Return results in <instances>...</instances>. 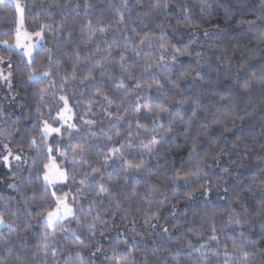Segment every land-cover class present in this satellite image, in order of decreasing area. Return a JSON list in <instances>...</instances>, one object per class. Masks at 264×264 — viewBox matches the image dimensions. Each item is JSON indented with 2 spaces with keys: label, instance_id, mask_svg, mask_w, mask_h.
Returning a JSON list of instances; mask_svg holds the SVG:
<instances>
[{
  "label": "trees",
  "instance_id": "16d2710c",
  "mask_svg": "<svg viewBox=\"0 0 264 264\" xmlns=\"http://www.w3.org/2000/svg\"><path fill=\"white\" fill-rule=\"evenodd\" d=\"M22 1L25 28L41 30L44 42L30 63L0 43V57L11 64L9 91L0 81V157L4 145L22 157L0 175V212L12 225L0 229V264H113L114 248L123 264H264V0H208L204 9L202 0H167V9L165 0ZM16 19L14 6L0 1V41H14ZM146 33L151 42L137 48ZM161 42L169 46L163 61ZM172 45L188 54L174 61ZM121 63L140 89L126 76L127 87L117 86ZM146 63L153 67L145 70ZM32 70L51 76L30 80ZM89 73L94 79H85ZM61 95L71 108L67 124L51 118L64 106ZM104 96L114 101L110 107ZM160 106L168 109L163 127L145 132ZM45 120L60 133L43 136ZM153 139L159 143L150 153L141 141L151 146ZM80 145L83 158L72 152ZM49 146L68 177L57 196L69 193L83 227L72 217L55 229L42 220L54 207L42 178ZM109 147L120 152L107 158ZM141 161L139 171H125ZM85 173L92 175L81 184ZM233 210L250 223L230 225ZM98 212L106 223L90 238L87 224Z\"/></svg>",
  "mask_w": 264,
  "mask_h": 264
},
{
  "label": "snow or ice",
  "instance_id": "6c2138e0",
  "mask_svg": "<svg viewBox=\"0 0 264 264\" xmlns=\"http://www.w3.org/2000/svg\"><path fill=\"white\" fill-rule=\"evenodd\" d=\"M11 3L14 4L15 10L17 13L20 14V23L18 24V26L16 27L15 33H16V47L17 48H23L25 49V55H27L30 60L29 63L31 62V57H32V49L34 47V44H24L22 43V39L23 40H28L31 39L32 36L36 37V44H39L42 40H43V33L40 31H37L35 33L29 34L26 31L22 32L21 28L23 27V19H24V12H25V6H23L20 3V0H10ZM169 7L167 0H165L164 3V8L167 9ZM211 7V4L208 3V0H202L201 2V9L204 8H209ZM183 12L187 13L189 11V9L187 7H183L181 9ZM117 24H122L123 23V17L121 16V18L119 20H117L116 22ZM91 25V21H89V26ZM41 28L44 27L43 24L40 25ZM101 32H105L107 31V29L105 28H101L100 29ZM205 35H207V33H205ZM126 39H130V37H126ZM164 37H161V40H164ZM151 42V37L146 33L144 35V37L139 41V43L136 45L137 48H140L142 46L147 45L148 43ZM0 43H3L5 45H8L9 42L8 41H0ZM112 45H109V48H111ZM159 48L162 50L161 56H160V60L163 61L165 59V52L169 51V46L167 43L161 42L159 44ZM171 52H172V59L175 61L177 56H183L188 54L187 53V49H185L184 51H181L180 48H177L175 45L171 46ZM137 55H139V53H137ZM125 60V58L122 56L121 57V61L123 62ZM4 59L2 57H0V63H3ZM120 67L122 68L123 72H122V76L120 78V80L118 81L117 86L118 87H127V85L125 84V80L124 77L126 76L128 78V80L130 81H134V87L136 89H140L143 84L140 80L136 79L135 77H133L131 75V73L124 68V64L121 63ZM153 67V64L151 63H146L145 64V70L147 69H151ZM9 68H11V64L9 63ZM0 75H2V73H0ZM43 75V76H51V72L50 71H46L43 73H38L35 70H32L29 72L28 74V78L30 80H38V78ZM188 74L185 73L184 76H187ZM197 76L200 75V73H196ZM11 76V72L8 73V76H5L4 79L8 80ZM85 79H94L93 77H91V73H89V75L87 77H85ZM73 81H75V77H73ZM153 82L155 84V87L157 89L163 88V85L160 84V82L158 80H155L153 78ZM144 84H147V87L149 89H151L153 87V83H147V81L143 82ZM63 91V88L61 89ZM43 89H41V92L43 93ZM103 95V94H101ZM43 98V97H42ZM104 99L107 101V104L109 105V107L114 103L113 100H111L110 98H108L107 96H104ZM59 100L63 102L64 107L62 109H60V111H58L56 113L55 116H51V109L49 110V115L51 116V118L57 122H62L64 124H67L68 120H70L72 117L71 115H69L68 113L71 112V108L69 107V99L67 96L65 95H61L59 96ZM137 100H139V97H137ZM91 107V103L89 104V108ZM143 107L147 110V112L152 113L153 109L150 105L148 104H144ZM103 111L105 112V114L109 117L113 116V113L108 111L107 108H104ZM125 112H127V109H124ZM141 111V106L137 105V107L135 108V112L137 114H139ZM168 109L166 107L160 106L159 110L155 113L154 119H153V124L154 127L152 129H147L145 128L144 131L145 132H152L155 133L157 128H162L163 125L161 123H159L160 119H161V114L162 113H167ZM2 114V113H0ZM115 119L119 120L121 119L120 115H117L115 117ZM86 124H94L96 123V121L94 120H86L84 121ZM137 124L139 126V121L137 120ZM68 128H75V124H68ZM171 126H169L168 131H171ZM61 131V129L59 127H52L47 120L43 121V129H42V135L47 137L49 134L51 133H57L59 134ZM117 135H119V133H117ZM128 137H132L133 136V132L131 130L128 131L127 133ZM140 133L137 132L136 136L139 137ZM31 142H35L34 138ZM129 143H131V141H129ZM159 142L156 141L155 139H153L151 141V146L149 144H144L143 141H141V145L143 148H145L148 152H152L155 148V146L158 144ZM5 149L8 151L7 155H4L2 157H0V160H3V162L7 165L9 164V156L12 155L11 150L8 149L7 145H4ZM59 149H57L58 151ZM53 151V148L51 146H49L48 148V154L50 156L51 159V153ZM87 148L84 145H80L78 146V148H73L72 152L73 153H79V155L81 156V158H83V156L86 154ZM120 149L118 147H109L107 152L105 153V156L107 158H112L113 156H115L116 153H119ZM193 155H197L198 153L196 152V148L195 146L193 147ZM61 155H63V153H61ZM121 158L123 159H127L125 157H123V153H120ZM17 161L21 160V155H16L14 157ZM105 163H107V159L105 160ZM143 166V162L141 161V163H128V167L125 170L126 172H131V171H139ZM45 171L43 174V180L45 181L46 187L51 185L53 190L51 191L50 195L53 198V203H54V207L47 210L46 214L44 213H40L41 216H43V221L44 224L49 227V228H53L55 229L56 227H58L65 219L72 217L74 219H76V222L78 225H80L81 227H83V222L77 218L75 216V211L73 206L68 202L69 201V193L65 192L63 193V196H57V186L61 185V184H66L67 183V173L63 170H61L54 162L51 163H47L43 165ZM100 170L98 168H94L93 169V173L99 172ZM224 173L227 174L228 170L224 169ZM91 173H85L84 176L82 177V179L80 180L81 184H86V182H89V177L91 176ZM103 174L101 173V176ZM205 176L207 175L206 173L204 174ZM15 185H10V187H14ZM201 187H203V185H201ZM195 189H193L192 191L186 192L184 195L188 198V199H193L194 198V193H195ZM99 192L101 194H106L107 193V189L103 186V184L101 183L99 186ZM205 194H207V189H205ZM49 195L48 192H45V196ZM74 199V197H73ZM117 207L119 206L118 204L116 205ZM89 207L91 208L92 205H89ZM175 206H173L174 208ZM104 211H108V209H104ZM13 215H15V213H13ZM157 218H158V213L154 214ZM151 219V217L149 218ZM4 221V213L0 212V224H3ZM146 223L148 222V220L145 221ZM106 221L101 219L100 213L98 212L97 215L95 217H93L92 221L90 223L87 224V230L89 233V237L92 238L95 236L96 234V229H97V225L98 224H105ZM250 223V221L246 218V213H245V218L242 219L240 214H235L234 210H233V214L230 215L229 217V224L230 225H244ZM9 227L11 228L12 225H9ZM68 231H73L71 229H68ZM165 231H167V229H165ZM213 231H215V228L213 227ZM199 235V233H197ZM101 235H103V233H101ZM74 239L78 242V244L83 245L84 241L81 238V236L79 235H75L74 234ZM211 240L215 241L218 238L213 235L210 238ZM47 236H45V243L43 246L42 250H47L48 249V244H47ZM85 247H88V245H84ZM99 251V249H97ZM53 251H55L53 249ZM114 252V257H113V264H123V262L121 260L115 259V254L117 253V250L114 248L113 249ZM248 253L245 252L243 254V261H247L248 258ZM76 256L78 259L82 260V256L80 254V252L76 253ZM126 259V257H125Z\"/></svg>",
  "mask_w": 264,
  "mask_h": 264
},
{
  "label": "rangeland",
  "instance_id": "374dc122",
  "mask_svg": "<svg viewBox=\"0 0 264 264\" xmlns=\"http://www.w3.org/2000/svg\"><path fill=\"white\" fill-rule=\"evenodd\" d=\"M0 1H7V2H9V3H11L10 2V0H0ZM20 3L24 6V2L22 1V0H20ZM13 6H14V4L13 3H11ZM15 8V7H14ZM16 15H17V19H16V25H15V30H16V27L18 26V24L20 23V14L19 13H17L16 12ZM21 31L22 32H27V33H29V34H32V33H35V32H37V31H35V32H32V31H29V30H27L26 28H25V26H24V20H23V27L21 28ZM38 31H40V32H42L41 30H38ZM36 37H34V36H32L31 37V39H28V40H23L22 39V43H24V44H34V47H33V49H32V57H31V59L33 58V53H34V51H35V49L36 48H38L41 44H43V42H44V38H43V40L39 43V44H36L35 42H36ZM15 41H16V33H15V38H14V41L13 42H11V43H9L8 45H5V44H3V45H5L6 47H11V48H14V49H16V50H18L20 53H22L24 56H25V58H26V60L27 61H29L30 60V58L27 56V55H25V49H23V48H17L16 47V44H15ZM10 72V69H9V67H8V65H6L5 64V60H4V62L3 63H0V73H2V75H0V81L2 82V84L4 85V87H5V89L7 90V91H9V87H10V78L8 79V80H5L4 79V77L5 76H8V73ZM64 107V106H63ZM69 115H71V112L70 113H68ZM71 120V119H70ZM70 120H68V122H70ZM67 122V123H68ZM64 124V123H63ZM42 129H43V127H42ZM42 129H41V132H42ZM50 135V134H49ZM11 153H12V155L11 156H9V164H5L4 162L1 164V166H0V175H1V173H2V171H4L5 169H7V170H9L10 169V167H11V165H10V162H12V165L14 164V165H16L17 164V160L14 158L16 155H18L17 153H14V152H12L11 151ZM8 154V151L6 152V154L5 155H7ZM51 162H54L52 159H50L47 163H51ZM55 163V162H54ZM56 164V163H55ZM13 165V166H14ZM57 165V164H56ZM62 170V169H61ZM64 171V170H63ZM43 178V177H42ZM1 180H2V178H1ZM43 182L45 183V181L43 180ZM49 186H51V185H49ZM62 197V196H61ZM43 220V219H42ZM4 221H5V219H4ZM44 222V221H43ZM9 224L7 223V221H5L3 224H0V229L1 228H3V227H5V226H8Z\"/></svg>",
  "mask_w": 264,
  "mask_h": 264
}]
</instances>
